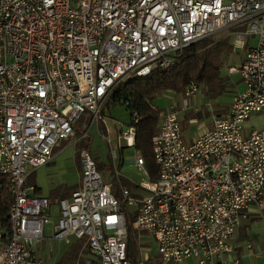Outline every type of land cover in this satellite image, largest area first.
Returning a JSON list of instances; mask_svg holds the SVG:
<instances>
[{
    "label": "built area",
    "instance_id": "2783aa9c",
    "mask_svg": "<svg viewBox=\"0 0 264 264\" xmlns=\"http://www.w3.org/2000/svg\"><path fill=\"white\" fill-rule=\"evenodd\" d=\"M223 30L233 48L256 37L241 64L228 68L243 90L189 142L180 115L199 111L188 105L197 84L185 86L178 106L151 105L158 112L151 138L157 178L151 180L138 152L133 158L146 176L137 186L144 194L121 185L118 199L90 149L79 150L80 186L55 201L51 237L85 238L97 262L83 264H131L121 203L135 212L137 237L152 238L164 263L225 264L245 210L264 205V128L242 133L244 121L264 110V0H0V173L13 197L7 223H0V264H43L35 248L54 200L30 193L31 172L61 142L81 143L93 129L109 132L103 111L118 84L169 68L186 47ZM133 115L119 134L127 146L136 136ZM111 155L117 157L113 146Z\"/></svg>",
    "mask_w": 264,
    "mask_h": 264
},
{
    "label": "trees",
    "instance_id": "16d2710c",
    "mask_svg": "<svg viewBox=\"0 0 264 264\" xmlns=\"http://www.w3.org/2000/svg\"><path fill=\"white\" fill-rule=\"evenodd\" d=\"M233 30V28H231ZM210 38L198 41L186 47L182 54L176 58L169 68H156L150 74L143 77H132L126 82L118 84L109 95L104 106V114L107 110L116 104H123L131 112V122L134 115L138 119L136 124V136L133 146L141 155L144 167L150 175L151 180L157 178V166L153 160L151 138L158 130V112L151 109L153 100L156 95L162 92H175L183 95L184 88L190 82H194L205 90L208 100L216 99L228 93L227 87L229 81L226 76H222L221 67L223 65L224 56L232 52V45L228 41L209 43ZM210 113L205 106L198 112L191 109L184 112V120L188 118L190 121L193 117L200 120L203 116L208 117ZM223 115V114H222ZM130 122V124H131ZM80 123V122H79ZM78 123V124H79ZM129 124V125H130ZM103 128V126H102ZM77 133L78 130L75 128ZM90 138L80 143L82 147L90 149ZM79 149V150H80ZM92 154V152H91ZM98 171L101 165L98 159L92 154ZM111 192L118 198L120 197V186L127 184L121 177L115 176L111 170ZM13 202L11 193V183L6 175L0 173V223L5 226L7 223L8 211ZM121 207L125 215V224L127 229L126 246L127 257L131 264H138V240L132 223L135 218L134 210L121 203ZM77 244L73 245L72 251L75 254L81 249L82 253H88L89 248L85 242V238L77 239ZM83 248V249H82ZM82 255V254H81ZM144 264H173L164 263L159 256L153 259H147Z\"/></svg>",
    "mask_w": 264,
    "mask_h": 264
},
{
    "label": "rangeland",
    "instance_id": "374dc122",
    "mask_svg": "<svg viewBox=\"0 0 264 264\" xmlns=\"http://www.w3.org/2000/svg\"><path fill=\"white\" fill-rule=\"evenodd\" d=\"M225 40L228 41V44L232 45V36L230 35L229 30H223L213 35L210 37L209 43H218ZM241 53L242 52L240 49H232V52L224 56L223 65L221 67L222 76H227V69L229 66L239 62ZM173 93L166 91L156 95L153 100V105L156 106L160 111L164 110L171 103H174V105L178 106L181 96H179L178 93H175L176 95ZM196 95L197 97L194 99L193 97L188 99L189 106L198 107L210 104V106L213 108L216 103L215 99L208 100L206 98L205 90L201 87L199 88V91L196 93ZM200 95H204L205 97L203 96L202 98H199L198 96ZM221 100L229 101L230 95L225 94L221 97ZM184 117L185 115L182 113L180 115V128L183 140L187 142L193 134L198 133L202 127V121H206L207 117L203 116L196 123H191V121H188V118L185 121ZM131 118V112L123 104H116L110 107L107 110L106 119L107 127L110 129V131L106 132L105 130H102L100 133L95 129L91 130L88 134V137L91 140L89 147L90 151L98 159V162L101 165L99 172L101 173L104 181L110 180L111 170L117 168L119 171V176L122 178V180L128 182L127 185L130 192L134 195H139L144 194L145 192L137 186L146 180V176L133 161L137 149L134 146H127L125 140L121 139L119 135L120 131H125L127 129V126L131 122ZM59 146L60 148L56 151V160H54V162L50 165L40 168L36 172L35 180L42 188L43 194H46L47 190L52 185H58V181L64 178L62 173H67L70 178L73 175V171H75V161L80 149V143L76 144L72 142H61ZM111 146H113V148L116 150V158H113L111 155ZM55 209H57V204L55 205V208L52 209V211H55ZM261 227H264V218L258 219L254 229ZM257 234L258 232H253V235ZM137 240L140 243L139 245L142 246L141 252H143L144 247L147 246L151 250L150 254L153 257L158 256L157 244L152 240V238L148 237L147 235H142L139 238L137 237ZM138 255L139 253L137 254V257Z\"/></svg>",
    "mask_w": 264,
    "mask_h": 264
},
{
    "label": "crops",
    "instance_id": "0c3cea01",
    "mask_svg": "<svg viewBox=\"0 0 264 264\" xmlns=\"http://www.w3.org/2000/svg\"><path fill=\"white\" fill-rule=\"evenodd\" d=\"M255 42H256V37L248 36L244 42L243 47L233 48V50L240 49L242 53H241L239 62L229 67L239 66L242 60L244 59L246 50L249 47L253 46ZM226 77L229 81V84L227 87L228 93L226 95H230V100L223 101L221 100L222 96L217 97L215 99L216 103L213 106V108L210 106V104L206 103L207 107L206 106L205 107L210 113H208V117L206 121H202V124H201L202 127L198 132L211 128L212 117L225 114L228 111L231 103L233 102V98L235 97V95L243 90L244 86L240 78V75L238 73L227 72ZM179 96H181L182 98V95H179ZM203 96L204 95H200L198 97L202 98ZM195 97H197V95H195L194 98ZM181 98L179 99L180 102H181ZM171 104H174V103H171ZM171 104H169L168 106H170ZM168 106L166 108H168ZM202 107L203 106H198L199 110H202ZM166 108L164 110H166ZM105 116L107 119V112L105 113ZM261 128H264V110L260 112L252 113L244 121L243 127H242V133L244 136H247L252 130L261 129ZM194 135L195 134H193L187 142H189ZM59 148L60 146L55 148L53 157L48 163L37 167L31 172L26 182L28 187L30 188L31 194L36 195V196L47 197V198L54 200L51 206L52 216H51L50 222L44 228V237L41 240V242L37 245V247L35 248V254L42 260L43 264H83L84 261L88 259L96 263L97 259L90 252L83 254L82 253L83 251H81L80 249L75 254V252L72 251L73 245L75 244L79 245L77 244V241H78L77 239L68 238L64 240H54L51 237L53 225L56 222L57 213H58V206H57V209H55V211H52V209L55 208V205H56L55 201L58 200L59 198L70 196V194L74 190L78 189V187L80 186V181H81L80 161H79V156L77 155L76 161H75L76 167H75V171H73V175L69 178L67 173L66 174L62 173V176L64 178L58 181L59 182L57 183L58 185H52L47 190L46 194L42 193V188L38 185V183L35 180L36 172L40 168L44 166H48L51 163H53L54 160H56L55 158L56 151ZM105 182L109 183V180ZM124 186L128 188L127 184H125ZM259 218H264V205H262V207L250 205L245 210V217L242 218L239 225L235 228L234 238L232 240V242L234 243L233 251L224 253L222 255V258L225 264H264V227L254 229L256 227V222L258 221ZM253 232H258V234L253 235ZM144 248H145L144 253L147 257L146 260L153 259V256L150 254L151 250L149 249V247L145 246Z\"/></svg>",
    "mask_w": 264,
    "mask_h": 264
}]
</instances>
